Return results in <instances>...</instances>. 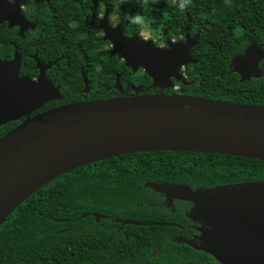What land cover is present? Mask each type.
Here are the masks:
<instances>
[{"label": "trees", "instance_id": "trees-1", "mask_svg": "<svg viewBox=\"0 0 264 264\" xmlns=\"http://www.w3.org/2000/svg\"><path fill=\"white\" fill-rule=\"evenodd\" d=\"M101 4L118 16L127 36H153L158 42L185 34L197 38L191 55L198 63L183 72L194 84L185 87L174 81L187 95L264 107V60L259 78L243 79L231 68L233 59L252 44L264 49V0H101ZM93 5L92 0H29L31 18L40 26L38 37L59 44L71 20L79 18L90 26ZM90 35L83 38L85 63L91 58L86 56L91 53ZM12 37L13 33H2L1 56H9L2 48L11 47L5 40ZM99 41L102 47L105 42ZM100 61L105 68L92 82L95 91L82 96L81 84L76 88L68 84L69 101L120 97L114 88L119 76L124 90L132 83L144 94L162 93L152 88L144 71L134 74L118 57L101 56ZM263 180L262 161L193 152L139 153L87 165L39 189L6 219L0 226V264H139L152 248L171 240L163 236L167 230L153 223L180 219L153 206L160 195L148 183L197 190ZM122 220L140 225H125V233H119L117 221Z\"/></svg>", "mask_w": 264, "mask_h": 264}, {"label": "water", "instance_id": "water-1", "mask_svg": "<svg viewBox=\"0 0 264 264\" xmlns=\"http://www.w3.org/2000/svg\"><path fill=\"white\" fill-rule=\"evenodd\" d=\"M28 0H0V25L32 26L22 13ZM50 1V0H47ZM101 27L112 43V55L134 74L143 70L152 88L188 87L185 68L197 64L191 55L197 38L186 43L125 36L122 25ZM264 49L252 44L231 64L243 79L259 78ZM20 58L0 60V124L41 108L59 94L42 71L37 83L19 78ZM116 88H120L117 77ZM67 104L27 119L0 140V226L28 198L78 168L150 152H193L264 162V107L173 94H144ZM181 93V94H180ZM170 201H191L192 218L214 231L201 237L204 250L223 264H264V180L193 190L182 184L148 183ZM125 225H140L125 221ZM192 245V242H188Z\"/></svg>", "mask_w": 264, "mask_h": 264}, {"label": "flooded vegetation", "instance_id": "flooded-vegetation-1", "mask_svg": "<svg viewBox=\"0 0 264 264\" xmlns=\"http://www.w3.org/2000/svg\"><path fill=\"white\" fill-rule=\"evenodd\" d=\"M44 1L47 3L51 2V0ZM92 2L94 5L91 15L88 17L90 26L88 27V25L79 20V18L71 20L66 27L64 26L66 29V37L61 39V44L53 43L51 39H42L38 37L40 26L31 18L30 14L32 9L29 6V0L22 6V13L25 19L32 26L22 31V27L19 24L9 27V23L4 22L0 25V43L2 42L3 32L7 31L9 35L13 33L12 38L5 40L7 43H10L11 47L2 48L9 56L3 57L0 55V60L11 62L16 58V56H18L21 62L19 70L20 79L27 80L28 82L35 84L39 81L43 71L46 76V80L53 86L54 89H58L59 91V94L53 91L54 94L52 95L56 96L48 103L44 104L41 108L29 111L27 112L28 114L22 113L16 120L0 124V140L18 128L27 119H32L43 112L67 104L90 102L69 101V98L67 97V85L70 84L72 88H76L77 85L81 84L82 96L90 95L93 92L95 78H99V72L105 68V63L102 62L104 64H101L100 57L113 58L116 56L112 55V43L104 39L106 33L104 28L101 27V24L108 17L109 24L112 28H115L120 24L122 25V21L114 12L110 13L108 9L102 7L101 0L100 3L96 0H92ZM115 17L117 18L116 23L113 22V18ZM87 32L91 34L88 37L89 43H91V53L86 56H90L91 58L87 63H85L83 38ZM69 36L70 39H68ZM100 38H102L105 42L102 47H100ZM143 38L153 40L155 44L158 43L156 46L159 48L167 47V39L165 42H158V39L153 38V36H143ZM194 38L196 37L191 36L190 34H185L179 39L172 40V42L186 43L187 40H192ZM50 42L52 43L51 45ZM116 84L117 83L114 85L115 89H117ZM97 85V88H99V84ZM132 86L135 85L128 83L126 84L124 90L120 83L121 90H117L121 96H130L131 93L134 94ZM135 87L142 89L138 86ZM159 91L165 93V90L162 91L159 89ZM183 91L185 90L182 89L181 92ZM158 194L160 197L153 199V206L161 208V210L165 212L169 211L171 214L179 216L180 219L173 222L166 221L153 223L154 226H161L163 229L167 230L162 232L163 236H167L171 240L166 241L164 245H157L152 248L148 254V259L142 260L139 264H153L154 262H156V264H223L210 253L195 248L203 247L204 241L201 240V237L214 231V228L205 221L194 220L192 218V214L196 208L193 202L176 199L170 201L165 195L161 193ZM96 218L100 220L102 216L96 215ZM125 221L129 220L117 221L121 225L119 233L124 232L125 226L122 223ZM188 242H192V245H189ZM152 260L153 263L150 262Z\"/></svg>", "mask_w": 264, "mask_h": 264}, {"label": "rangeland", "instance_id": "rangeland-1", "mask_svg": "<svg viewBox=\"0 0 264 264\" xmlns=\"http://www.w3.org/2000/svg\"><path fill=\"white\" fill-rule=\"evenodd\" d=\"M96 1H98V3H100V0H96ZM113 22L114 23H116L117 22V18L115 17V18H113ZM144 37H147V35H143ZM142 36V37H143ZM154 38V37H153ZM138 73V72H137ZM183 93V92H182ZM181 94V93H180Z\"/></svg>", "mask_w": 264, "mask_h": 264}, {"label": "built area", "instance_id": "built-area-1", "mask_svg": "<svg viewBox=\"0 0 264 264\" xmlns=\"http://www.w3.org/2000/svg\"><path fill=\"white\" fill-rule=\"evenodd\" d=\"M174 90L177 92V91H180V88L177 86L174 87Z\"/></svg>", "mask_w": 264, "mask_h": 264}, {"label": "clouds", "instance_id": "clouds-1", "mask_svg": "<svg viewBox=\"0 0 264 264\" xmlns=\"http://www.w3.org/2000/svg\"><path fill=\"white\" fill-rule=\"evenodd\" d=\"M135 19H136V21H139L140 17H136ZM180 90H182V89H180ZM173 91L176 92L175 90H173Z\"/></svg>", "mask_w": 264, "mask_h": 264}]
</instances>
